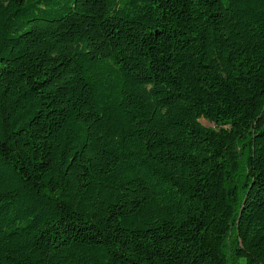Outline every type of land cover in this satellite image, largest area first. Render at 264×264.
Returning <instances> with one entry per match:
<instances>
[{
    "label": "trees",
    "instance_id": "1",
    "mask_svg": "<svg viewBox=\"0 0 264 264\" xmlns=\"http://www.w3.org/2000/svg\"><path fill=\"white\" fill-rule=\"evenodd\" d=\"M0 264H264V0H0Z\"/></svg>",
    "mask_w": 264,
    "mask_h": 264
},
{
    "label": "rangeland",
    "instance_id": "2",
    "mask_svg": "<svg viewBox=\"0 0 264 264\" xmlns=\"http://www.w3.org/2000/svg\"><path fill=\"white\" fill-rule=\"evenodd\" d=\"M201 123H202L204 126H206V127H214L213 124H211V123H209V122H207V121H205V120H201Z\"/></svg>",
    "mask_w": 264,
    "mask_h": 264
}]
</instances>
